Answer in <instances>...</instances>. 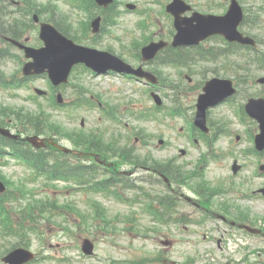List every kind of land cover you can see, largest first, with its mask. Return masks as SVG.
<instances>
[{
    "label": "rangeland",
    "instance_id": "1",
    "mask_svg": "<svg viewBox=\"0 0 264 264\" xmlns=\"http://www.w3.org/2000/svg\"><path fill=\"white\" fill-rule=\"evenodd\" d=\"M247 2H249V0H247ZM60 9H62L66 15L69 16L70 19H73V17H77L78 15V10L74 9L70 4L68 3H64V1H59V5H58V11H60ZM139 19V17L135 14H131V16L127 17V20H131L132 22V28H133V24ZM123 21L125 22L126 20L123 19ZM13 62H10L9 64L5 65L3 68L6 69L8 72H11L15 69V65L11 64ZM165 75H167L169 73V70L164 71ZM233 72H228V74H232ZM211 76V75H210ZM208 76V77H210ZM264 76V72L260 71V72H255L253 78L255 77H262ZM174 76H172L173 78ZM183 80L179 78L178 83L180 85V88L182 90H187L188 89V95L189 96H194V93L196 92V90H191L190 88L195 85L198 81V79L203 80V78H198L196 77L197 80H193L192 82L188 81V78L183 76ZM174 79H176L174 77ZM76 83H82L85 86L89 87L92 90V93L97 91V93H101L99 90L103 89L104 86L98 85L96 82L90 80V78L87 76V74H80L77 75V79H76ZM126 88H129V86H126ZM76 87L75 86H70L67 90V95H66V100L68 102L72 101L74 96H75V91H76ZM126 95H129L130 98V109H144V107H142V104H146V105H151V101H142L140 100V92H135V90L133 88H131L130 90H126ZM5 97V96H4ZM4 97H1V101H5L8 104H12V103H17L16 101H12L7 99L6 100ZM103 97L105 98H110V95H105L103 94ZM184 101L186 103V105H189V102H187L185 100V95L183 96ZM196 96L194 97L195 100ZM191 98H188V100H190ZM192 103V102H191ZM30 106V105H28ZM49 111L52 110V114L53 117H49L48 113L45 112L43 113V115L48 118V120L51 121H56L61 127L62 125H64L65 127H67L68 129H78L80 127V121L84 118L86 120V126L87 129L85 130H90L91 126L95 127L97 125H99L98 121H97V115L100 116V113L96 111L98 110H94L93 112H91L90 110H88L87 108H80L77 110H73L70 108H50L47 107ZM189 112L192 113V109L189 107L188 108ZM213 113L211 114V118L212 120L216 121V120H220L221 117H225L227 118L228 116H232V112L229 109H215L212 111ZM42 119V117H41ZM125 121L127 122V118L125 117ZM170 118L168 117L166 119V123H162L161 125H159L157 122L155 121H148V122H139L133 118L130 117V124H129V128L126 129L125 131V135L129 134L131 139L129 140L130 143V151H135V154H141L144 155L145 152V147H144V141L147 142L148 138L150 139L153 147L152 148H148L149 151H151L153 153L154 156L159 157L160 158H171L170 154L174 153L175 151H179V149L177 147H179V145H177L178 143L183 144L182 146H186V147H190V151H196L195 149H193L192 145L189 143V139L186 137V134H181L180 133V127L184 126V124H187L186 119L181 118V117H177V118H172V123L170 124ZM62 125H61V124ZM107 125H109L107 122H102L100 124V126L105 128L106 131V136L107 138L109 137V134H107ZM142 127L145 126V128H143L142 132L139 135L136 134H132L129 133L130 131H132V127ZM162 129V133L164 136V139L170 141V142H174L173 145H169L167 148L160 150V151H156L154 149V145L158 144L157 139L159 138V133L161 132ZM146 135V136H144ZM152 135V136H149ZM149 136V137H148ZM136 139H140L136 140ZM232 139V138H231ZM65 142L63 144L68 145L70 142L68 140H62V142ZM190 142L192 143V141L190 140ZM230 142V138L228 136H222V138L218 141L217 143V147L220 148L222 147V149H226L229 145ZM146 144V143H145ZM236 145L235 150L240 151L244 148H246L247 146L250 145V141L247 139L246 141H242V142H236L234 143ZM135 146V147H134ZM132 147H134V150L132 149ZM174 155H176L177 157H180L178 152H175ZM198 157V155H196V152L193 153L191 156H187V157H183V158H179L180 162H185V161H190V159L192 158H196ZM255 162V161H254ZM253 162V165L250 168H246L242 175H239L238 177H236L235 181L238 184L243 183L242 186H240V189H244L247 186V177L251 175V173L253 172L254 168H255V163ZM225 163L222 166V169L217 168V165H210L209 168V173H208V177L209 178H213L215 179L216 176H218L219 173L222 172V179L226 180L225 175H228V169H229V159L225 161ZM16 166L12 169V168H8L5 169V174L9 177H12L14 180H18L22 175H24L26 173V171L28 172V170H26V168H24L21 164H15ZM11 171H15V176H10ZM102 173V172H101ZM106 174V173H105ZM259 183L264 182V178H259ZM58 191V192H57ZM185 192L188 193L189 195H192V193L188 192V189H185ZM56 194L54 195L60 202L65 201L67 199H73L74 201L77 202V208L81 211H85L87 209V204L85 202L86 198L88 197V195H86L85 192H82L80 190H75L74 187L67 189L65 188H58V190H56L55 192ZM130 194V193H129ZM94 197L95 200L100 201L101 203H103V205L107 208L108 210V215L109 217H113L114 214L116 212H118V209H121L123 211V214L125 215L126 212L125 211H138V213L141 212V209L139 207V210L136 207H127V204L122 203L116 199H113L116 203H111L109 200H105L104 202H102L103 198L100 195H92ZM235 200V199H234ZM235 203H238L240 206L244 207V208H249L250 205H252V203L247 202V201H242V202H238L235 201ZM257 205H261L260 203H257ZM90 209V208H89ZM88 209V210H89ZM257 210H260L257 209ZM59 222H62L63 220L61 218H58ZM71 222L73 223V230L76 233H80L81 231H83V228H79V226H75L74 222H76L73 218L71 220ZM148 225V222H144V225L142 226V231L146 230V226ZM60 224H58L57 226H54L53 224H49L47 226H45V228L48 227H53L50 232L48 233V237H44L45 240H43L42 242L39 240L38 236L33 235V245L39 249L42 248V246L44 245L46 248L49 246V243L54 244L52 245L54 248H57V246H59V248H57L56 250H48L49 252H52L53 255L61 258V257H68L70 259L73 260V264H107L105 262L102 263V261L100 260V258H112V259H124V257L128 258V257H143L146 254L149 255H153L155 254L157 251H164V254L167 258L169 259H173V260H178V264H183L185 261L196 258V263H192V264H206V263H215V264H227L230 262V264H243L240 262V260L242 259L244 253L242 252L240 255H229L225 252V250H220L216 247L215 245V241H209L210 237L207 238L206 241H204V239H200L201 242L197 243V246H195L194 248H187L188 246L183 245V244H178L175 245L173 248L168 249L166 252L164 250V246L161 245L160 243V239H165V238H175L174 235H163L162 237H156V240H153V236L150 237L147 240H141L138 239V237L136 238V240L133 241V243H129V244H123L126 241V238L121 236L120 237V243L119 246H110L109 243L101 241L98 242V249H97V254L95 256H84L82 255L81 250L78 251V249L76 247H72V249L67 250L68 246L66 244L60 245L58 243H63L65 241H68L69 238L67 237V233L66 231H62L61 228L59 227ZM118 228L124 229L125 224L120 222L116 225ZM92 228V227H91ZM90 229V228H89ZM179 234V233H178ZM216 237L219 236V234H213ZM210 236H212L210 234ZM80 237V236H78ZM6 247H10V244L6 245ZM42 248V249H45ZM124 247V248H123ZM212 247V249H210ZM59 258H56V260H58ZM56 260H51L49 262H42L39 264H66L68 263L67 261H56ZM260 264H264V261L262 259H260Z\"/></svg>",
    "mask_w": 264,
    "mask_h": 264
},
{
    "label": "water",
    "instance_id": "2",
    "mask_svg": "<svg viewBox=\"0 0 264 264\" xmlns=\"http://www.w3.org/2000/svg\"><path fill=\"white\" fill-rule=\"evenodd\" d=\"M233 11L234 12H232L233 14H235V8L233 9ZM240 16V17H239ZM239 18V20H240V18H241V12L240 13H238L237 12V18L235 19V21H234V25H230V27L234 30L235 29V27L237 26V19ZM228 19H229V17L227 18V17H222V19H220V18H218V19H213L214 21H215V23L217 24V25H219V24H223V26H225V27H228V25H227V23H228ZM229 27V30H231V28ZM199 28L200 27H192V26H189L187 29H186V27H184L182 30H181V32H180V35L181 36H184V34H189V35H192L193 37H195V39L196 38H198L199 36L201 37V32H200V30H199ZM226 34H229V33H226ZM236 36H238L239 37V35L236 33L235 34ZM65 52V49H63V50H61V53H64ZM63 56H61V57H59L58 58V54H56V53H54L53 54V57H56V58H54V59H52L50 56H49V53L48 52H42L41 54H40V56H39V58H38V60L40 61V62H44V60H45V62H49V58H50V60H51V62L53 61V60H56L57 58H58V60L59 61H66V60H68V52H65L64 54H62ZM50 62V63H51ZM206 90H207V94L206 95H204L202 98V102H201V104H200V119L202 120L203 118H204V110H205V108H207L208 106H209V104H210V102L213 100V99H215L217 96H218V90L216 89V87H215V85H211L209 88H206ZM260 117H261V120H263V122H264V114L263 113H261L260 112Z\"/></svg>",
    "mask_w": 264,
    "mask_h": 264
}]
</instances>
